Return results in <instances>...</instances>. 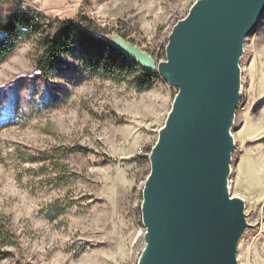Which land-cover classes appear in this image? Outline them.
<instances>
[{"label":"rangeland","instance_id":"374dc122","mask_svg":"<svg viewBox=\"0 0 264 264\" xmlns=\"http://www.w3.org/2000/svg\"><path fill=\"white\" fill-rule=\"evenodd\" d=\"M197 0H24L51 19L92 18L166 60L169 36ZM38 37L24 34L0 61V264H138L149 150L178 89L162 78L139 91L138 69L96 71L79 50L42 79ZM242 96L229 190L249 226L237 264H264V15L245 38ZM82 146L87 155L65 153Z\"/></svg>","mask_w":264,"mask_h":264},{"label":"water","instance_id":"95a60500","mask_svg":"<svg viewBox=\"0 0 264 264\" xmlns=\"http://www.w3.org/2000/svg\"><path fill=\"white\" fill-rule=\"evenodd\" d=\"M263 15L264 0H197L160 62L119 35L102 37L178 89L148 156L138 264H237L249 224L244 201L229 190L231 131L244 41Z\"/></svg>","mask_w":264,"mask_h":264},{"label":"trees","instance_id":"16d2710c","mask_svg":"<svg viewBox=\"0 0 264 264\" xmlns=\"http://www.w3.org/2000/svg\"><path fill=\"white\" fill-rule=\"evenodd\" d=\"M38 37L39 55L35 69L42 79L64 66L63 54L79 50L93 69L109 74L131 73L138 69L135 84L139 91L153 87L160 77L149 73L124 52L102 37V31L91 17L80 13L73 19H51L26 5L24 0H0V61L24 35ZM68 154H89L82 146L66 147ZM151 149L149 150V153ZM148 160V155L144 156ZM14 235L0 225L3 246L14 245Z\"/></svg>","mask_w":264,"mask_h":264}]
</instances>
